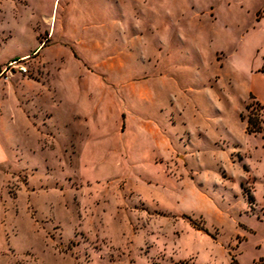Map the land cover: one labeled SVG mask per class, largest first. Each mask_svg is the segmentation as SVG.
I'll use <instances>...</instances> for the list:
<instances>
[{"label":"rangeland","instance_id":"374dc122","mask_svg":"<svg viewBox=\"0 0 264 264\" xmlns=\"http://www.w3.org/2000/svg\"><path fill=\"white\" fill-rule=\"evenodd\" d=\"M3 2L1 264H264V0Z\"/></svg>","mask_w":264,"mask_h":264},{"label":"crops","instance_id":"0c3cea01","mask_svg":"<svg viewBox=\"0 0 264 264\" xmlns=\"http://www.w3.org/2000/svg\"><path fill=\"white\" fill-rule=\"evenodd\" d=\"M4 0H0V21L2 20H6V11L4 10V6L5 3L3 2ZM10 3V0H7ZM27 5V4H26ZM55 7V2L53 5V8ZM53 13V12H52ZM51 15L52 14H42V20L44 18V20L46 21L45 23H51ZM10 24V22H9ZM8 33L9 38L13 37V33H14V28L11 26L8 27H0V36L2 35V33ZM44 44L39 43L38 46L35 49H30L28 51L22 52V53H16L13 56H9L8 58L1 59L0 60V67L4 64L9 63L12 59L16 58V57H28L29 55H32L33 53H36V51ZM45 48V46L42 47V49ZM76 62L73 61V63L71 62L72 66H65L62 68L61 72L65 73V75L68 72V67H69V71L72 72L71 70H73L74 73L77 72V67L75 66ZM72 72V73H73ZM73 75V74H71ZM77 75V74H76ZM74 78V76H73ZM75 78H77L75 76ZM71 78V81L69 83L64 84L63 87H65L64 89H68V87L72 90V87H74L76 85V81ZM15 81H12V83H8L9 88L7 89V91H5L4 86H6V84H3L0 86V189L3 187L4 181L6 180L3 176V168L6 166H10L12 168V163L11 161L13 160V156L15 157L16 155L13 151V147L16 144V141H13V135H17L18 131H22V130H28L30 128V126L32 125V121L30 120V115L25 112L19 105L20 102V98L18 97V93L15 89V87H17L15 85ZM102 83V81H101ZM7 87V86H6ZM78 86L76 85L75 88H77ZM64 89L61 91L62 95L64 97H66V93L64 92ZM75 92H71L73 93V95H75V98H78L79 96V92L76 90H74ZM9 94V95H8ZM140 94V93H139ZM252 94H254L255 99L260 102L263 106H264V96L261 94H255L254 91H252ZM9 98V101L15 105V109L14 111H8L7 110V100ZM169 99V97H168ZM160 100L161 99V95H160ZM173 106V102L172 99L169 100V102H167V106L163 107V103H160L158 105L159 107V113H156L152 119L150 118H146V120H144V127H148L151 133H154L155 135H158L159 133L162 132L163 130V126L161 125L162 122V118H160L161 116H167L166 112L168 113V111L170 110L169 108H171ZM169 109V110H168ZM264 112V110H263ZM148 116V115H147ZM123 118V121L127 123V116L124 114L123 116H121ZM123 132V131H122ZM1 209V207H0ZM3 249V248H1ZM0 253H2L0 251ZM0 264H1V260H0Z\"/></svg>","mask_w":264,"mask_h":264},{"label":"built area","instance_id":"2783aa9c","mask_svg":"<svg viewBox=\"0 0 264 264\" xmlns=\"http://www.w3.org/2000/svg\"><path fill=\"white\" fill-rule=\"evenodd\" d=\"M18 69L21 72H28V68L26 65L21 64L19 60L8 63L7 66L3 67L0 70V79H7L8 74L14 72V70Z\"/></svg>","mask_w":264,"mask_h":264},{"label":"trees","instance_id":"16d2710c","mask_svg":"<svg viewBox=\"0 0 264 264\" xmlns=\"http://www.w3.org/2000/svg\"><path fill=\"white\" fill-rule=\"evenodd\" d=\"M258 104L260 105V108L262 109V111L264 110V106L260 103V102H258ZM254 121V119H248V125L250 126L251 124H252V122ZM254 124H256L255 123V121H254ZM249 126H248V131L249 132H261V128L258 126L257 128H255V129H250L249 128ZM249 200L251 201V200H254V197L253 196H251L250 198H249Z\"/></svg>","mask_w":264,"mask_h":264}]
</instances>
